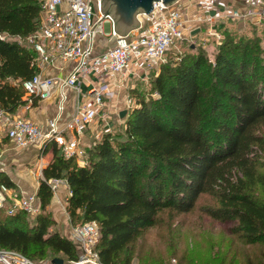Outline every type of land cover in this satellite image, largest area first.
Listing matches in <instances>:
<instances>
[{
	"label": "trees",
	"instance_id": "obj_1",
	"mask_svg": "<svg viewBox=\"0 0 264 264\" xmlns=\"http://www.w3.org/2000/svg\"><path fill=\"white\" fill-rule=\"evenodd\" d=\"M40 17L39 0H0V109L5 112L24 105L22 83L38 72L36 51L23 38L38 28ZM150 81L157 96L134 95L124 135L103 133L83 163L64 158L53 146L32 222L21 209L8 213L11 196L6 195L0 249L33 261L48 253L76 260L70 236L50 229L55 220L47 209L53 194L46 180L64 178L71 222L95 221L99 227L102 264H126L131 244L159 211H188L201 196L211 202L209 216L234 221L231 231L261 245L259 259L245 264H264V47L228 35L212 59L201 49L183 54L176 63L161 64ZM13 185L0 172V189Z\"/></svg>",
	"mask_w": 264,
	"mask_h": 264
},
{
	"label": "built area",
	"instance_id": "obj_2",
	"mask_svg": "<svg viewBox=\"0 0 264 264\" xmlns=\"http://www.w3.org/2000/svg\"><path fill=\"white\" fill-rule=\"evenodd\" d=\"M41 19L38 28L23 38L36 51L34 63L38 72L22 83L28 109L36 98L45 99L58 94L57 113L44 123L0 109V132L14 148L36 147L42 150L55 144L64 158L83 154L67 132L81 134L83 128L101 117L108 126L107 112L120 87L130 80L147 78L149 69L166 61L169 49L183 39H190L203 28V34L218 42L227 22L244 19L264 21L261 0H193L180 5L181 0L166 6L153 3L147 14L138 15L140 25L119 35L112 19L99 9L100 0H39ZM199 28L195 34L190 32ZM176 56L174 60H179ZM51 72H55L53 74ZM84 88V89H83ZM74 94L69 118L59 123L68 99L67 90ZM127 98L126 108L131 106ZM117 113V112H116ZM63 179L46 180L52 192ZM6 189H0V207L6 199ZM9 213L21 209L28 214L39 212L34 194L10 193ZM99 227L86 221L73 227L70 239L78 256L67 264H102L96 250ZM0 264H53L51 260L33 261L13 249H0ZM63 264L64 261H63Z\"/></svg>",
	"mask_w": 264,
	"mask_h": 264
},
{
	"label": "rangeland",
	"instance_id": "obj_3",
	"mask_svg": "<svg viewBox=\"0 0 264 264\" xmlns=\"http://www.w3.org/2000/svg\"><path fill=\"white\" fill-rule=\"evenodd\" d=\"M192 1L181 0L180 5H188ZM228 35L235 40L242 38L244 42L251 41L257 43L259 47H264V21L244 19L227 23L218 42L206 37L202 28L201 32H198L194 37L175 43L169 49L166 61L162 64L169 61L176 63L178 61L174 60L176 56L181 58L183 54L193 53L198 49L203 50L209 59H212L218 46ZM160 65L153 69L150 68L147 78L130 80L129 86L124 88L122 92L126 94V100L127 98L131 100V106L136 102L135 96L137 93H145L152 97L157 96V93L150 89V80L158 73ZM122 92L118 100H123ZM122 102L118 103V107L122 106ZM124 108H126V104ZM106 114V120L113 118V121H108V126L104 128V120L101 117L94 120L92 125L94 127V135L90 137L91 143L85 146L81 156L74 157L78 163L84 162L86 150L99 141L103 133L111 132L115 136L124 135L126 112L123 117H120L115 110L111 111L109 108ZM260 132L264 134V127L260 129ZM86 134L89 135V131ZM4 138L6 136H4L3 132H0V170L2 169L1 161L3 160L6 169L3 173H6L15 182L19 191L22 188L23 191L30 192L38 180L45 181L41 168L43 163L41 159L44 156L35 155L33 152L25 150L23 152L14 151L12 148L10 149L9 140L4 141ZM31 147L33 148V146ZM61 184L67 186V190L65 189L67 193L65 192V194L60 196L57 192H52L53 198H51L47 209L52 217L58 215L59 212L61 217H57L59 219L58 222L63 225L61 224L62 229L59 230L58 222L55 221V225L51 226L50 229L55 228L62 234L70 236L73 227H78L82 223L73 224L71 222L70 216L66 211L67 198L70 191L66 180L63 179ZM61 187L63 186H59L57 191ZM8 192L9 190H6V194H10ZM52 202L56 204L55 209L51 208ZM210 203L209 199L201 196L188 211L176 212L167 208L159 211L153 224L142 228L138 237L131 244L129 248L131 253L126 264H245L246 260L256 261L259 259L262 251L261 245L247 243L243 239L242 233L231 231L234 221L223 222L209 216L206 212V207ZM36 214H28L29 222H32ZM54 257L63 258L64 263L67 264L68 260H65L60 254L52 255L48 253L45 258L37 261L51 260ZM120 259L125 262L124 260L127 257L121 253Z\"/></svg>",
	"mask_w": 264,
	"mask_h": 264
},
{
	"label": "crops",
	"instance_id": "obj_4",
	"mask_svg": "<svg viewBox=\"0 0 264 264\" xmlns=\"http://www.w3.org/2000/svg\"><path fill=\"white\" fill-rule=\"evenodd\" d=\"M53 74H56L55 72H51ZM116 89H117V94L115 96V98L113 99V104L112 106L110 107V110L113 111L115 110L119 116V112L121 111V109L123 110L124 108V105L126 104V94H124V88L123 87H120L118 84L116 85ZM121 92L123 93L121 96H123V100H118L119 99V96L121 94ZM67 96H68V99L66 100V106H65V109L60 117V121L59 123L62 124V122L66 121L71 112H72V99L74 98V94L71 92V90H67ZM121 101L122 102V106L121 107H118V103ZM57 103H58V94L55 92L54 94H52L50 97L48 98H45V99H39V98H36L34 100V103L28 108V109H25L22 106H20V108L18 109V111L16 112L17 114H20V115H23L29 119H31L32 121L38 123V124H42L44 123L48 118H51L53 116L56 115L57 113ZM116 103V104H115ZM114 105V106H113ZM117 105V106H115ZM127 107V106H126ZM115 108V109H114ZM126 109V108H124ZM113 121V118L111 120V122ZM94 124V121L91 122L90 124H88L86 127L83 128V131L81 132V134H76L74 132H67V138L69 140H72L76 143L77 145V148L79 149H82L84 150L85 146H88L91 141H90V137H92L94 135L93 133V125ZM87 129H90V130H87ZM89 131V135L86 134V132ZM91 131V132H90ZM92 140V139H91ZM10 143V142H9ZM10 149L12 148L14 151H22L25 150V151H29V152H33V154L35 155H40V156H44V158L41 159V162L43 161L42 165H41V168L43 170L44 167L47 166V164L49 163V161L51 160L52 158V154H53V146H55L56 148H58L55 144L53 143H49L47 144L42 150H39L38 148L36 147H28V148H24V149H17V148H14L13 145L10 143ZM27 149V150H26ZM59 149V148H58ZM42 156V157H43ZM74 158V157H73ZM2 160V158H1ZM1 166H2V169L0 170L1 172H5L6 169H5V164H3V160L1 161ZM40 168V170H41ZM5 175H7L5 173ZM8 176V175H7ZM9 177V176H8ZM52 179V178H51ZM61 179H64V178H61ZM12 180V179H10ZM50 180V179H49ZM65 180V179H64ZM13 181V180H12ZM39 181H37V183H35V186L32 188V190L30 192H27V191H23V189L21 188V190L19 191L17 186L15 185V182H14V185L13 187L7 189V191L9 190L8 193H12V194H17V196H21V195H28V194H34L36 195V191H37V188H38V185H39ZM60 186H63L61 187L58 191L56 190V192L61 196L62 194H65L66 190H67V186L61 184ZM66 189V190H65ZM51 190V189H50ZM16 192V193H15ZM21 192V193H20ZM52 192V191H51ZM23 193V194H22ZM67 193V192H66ZM7 195H10V194H7ZM55 196V195H54ZM53 198V197H52ZM54 200V199H53ZM52 200V201H53ZM55 202H52L51 204V208H56L55 206ZM9 213V212H8ZM61 217V215L59 214L58 212V215L56 216H53L54 220L56 222H58V218ZM62 223L58 222V225H59V230L62 229L61 225Z\"/></svg>",
	"mask_w": 264,
	"mask_h": 264
},
{
	"label": "water",
	"instance_id": "obj_5",
	"mask_svg": "<svg viewBox=\"0 0 264 264\" xmlns=\"http://www.w3.org/2000/svg\"><path fill=\"white\" fill-rule=\"evenodd\" d=\"M161 1L169 6L180 0H100L99 9L102 13L108 14L112 19L113 29L119 35H126L140 25L138 15L147 14L152 9L153 3ZM264 2V0H261ZM199 28L193 29L190 34H195ZM126 109L119 112L123 117ZM63 258L54 257L51 259L53 264H63Z\"/></svg>",
	"mask_w": 264,
	"mask_h": 264
}]
</instances>
